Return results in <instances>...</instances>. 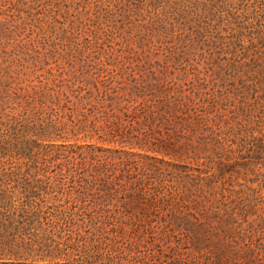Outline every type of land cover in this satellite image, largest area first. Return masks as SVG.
I'll return each instance as SVG.
<instances>
[{"label": "rangeland", "instance_id": "rangeland-1", "mask_svg": "<svg viewBox=\"0 0 264 264\" xmlns=\"http://www.w3.org/2000/svg\"><path fill=\"white\" fill-rule=\"evenodd\" d=\"M106 86L138 94L120 130L157 117L115 154L126 225L89 218L101 142L81 97ZM2 191L51 207V260L264 264V0H0Z\"/></svg>", "mask_w": 264, "mask_h": 264}, {"label": "trees", "instance_id": "trees-1", "mask_svg": "<svg viewBox=\"0 0 264 264\" xmlns=\"http://www.w3.org/2000/svg\"><path fill=\"white\" fill-rule=\"evenodd\" d=\"M101 37L102 33L87 27L85 34L87 42L98 43ZM103 44L94 52L93 60L99 59L100 51L107 50L104 49ZM136 97L138 94L133 90L127 92L125 86L112 88L106 86L103 91H89L88 96L81 97L93 103L91 112L83 114L80 130L89 138L96 135L101 142V145L96 147L92 144L86 145L90 148L89 152L94 162L92 178L87 183L92 182V186L98 187L100 199L94 204L95 209L89 211V218L95 223L101 220L107 223L120 221L123 225L127 224L126 219L123 218L125 210L122 212L126 203L116 202L112 205L123 189L121 188L123 184L120 182L121 174L117 172L119 163L114 162L115 154L129 153V148L143 149L150 142L151 128L157 119L154 112H148L149 115L147 114L142 121L135 119V124L140 125L147 132L143 136L134 134L139 128L135 127L132 120L138 117L142 109ZM124 115L131 116L132 120L120 130ZM124 187L126 188L125 184ZM12 193L0 192V264H81L77 259L51 260L48 254L51 252L49 248H46L44 253L40 252L41 248L38 245L41 240L38 244L37 239L42 237L37 236V232L51 221L54 212H51V207L44 199L37 201L25 194L15 198ZM58 214L66 213L62 211ZM68 216L71 220L74 219L72 213ZM77 221H83V218Z\"/></svg>", "mask_w": 264, "mask_h": 264}]
</instances>
